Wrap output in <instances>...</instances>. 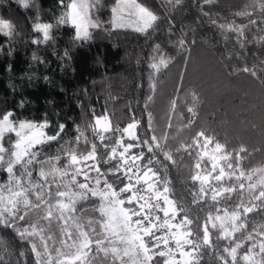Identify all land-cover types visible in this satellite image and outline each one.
Wrapping results in <instances>:
<instances>
[{
  "label": "snow or ice",
  "instance_id": "6c2138e0",
  "mask_svg": "<svg viewBox=\"0 0 264 264\" xmlns=\"http://www.w3.org/2000/svg\"><path fill=\"white\" fill-rule=\"evenodd\" d=\"M16 2L24 9L33 6V0ZM203 3L210 5L213 0ZM58 4L62 11L54 23L42 22L38 16L33 21L32 32L39 35L31 38L32 45L51 43L55 47L54 33L63 26L73 29V47L90 42L92 30L131 29L148 38L157 31L161 19H169V28L172 27L168 16L158 15L142 0H115L109 21H101L95 14L105 7L103 0H58ZM160 4L167 12L169 6L176 8L183 0H160ZM197 6L201 16L219 30L226 46L234 42L232 49L226 47L225 60L230 61L233 56L239 59L248 46L264 43V34L250 35L254 29H264V0H252L234 13L235 17L247 18V24H236L234 20L220 23L200 3ZM256 12L261 19L254 18ZM17 35L13 22L0 17V36L6 41L0 44V55H12V42ZM195 44L196 39H189L182 31L172 47L190 53ZM153 53L148 67L154 73L170 67L173 58L160 44L153 45ZM53 54L62 61L71 60L69 49H64L63 55L55 51ZM32 59L46 62L35 52ZM190 59L189 55L184 60L180 81L187 74ZM239 74L264 84V60L232 66L229 75ZM157 87V80L150 73L142 114L137 116L129 106L130 122L123 127H113L107 106L100 114L89 107L90 122L85 127L91 129L99 145L86 138L80 125L75 126L72 140H64L63 123L50 134L47 119L18 120L14 109L0 114V171L5 176L0 181V228L12 230L29 245L33 264H264V166L245 167L262 149L250 151L243 144L230 147L203 128L188 141L179 140L180 132L190 131L197 123L194 118L198 117L199 94L190 90L192 100L185 109L190 114L187 116L179 109L178 100L171 101L161 127L151 110ZM82 92L88 94L87 89ZM78 106L83 108V101ZM20 107L23 108V101ZM174 115L184 116L182 127L174 128ZM82 138L86 151L77 148ZM53 142L60 147L56 154H49L45 149ZM185 154L194 157L191 167L195 171L190 180L199 185L198 190L191 191V204L199 209L194 218L190 217L192 209L186 206L184 196L173 199L170 195L175 194L170 169L179 170ZM206 160L210 169L205 167ZM206 198H210V203L205 204L207 214L202 222L199 212L204 211L201 202ZM157 213H162L163 219ZM250 214L259 216L261 221L250 220ZM53 221L59 222V238ZM210 227L219 233L216 243ZM37 237L39 244L34 239ZM220 241L228 243L221 245ZM4 252L8 253L7 246ZM28 255L21 251L16 264H27ZM0 264L11 261L0 256Z\"/></svg>",
  "mask_w": 264,
  "mask_h": 264
},
{
  "label": "trees",
  "instance_id": "16d2710c",
  "mask_svg": "<svg viewBox=\"0 0 264 264\" xmlns=\"http://www.w3.org/2000/svg\"><path fill=\"white\" fill-rule=\"evenodd\" d=\"M114 2L115 0H103L105 7L95 13L101 21L110 20V8ZM142 2L158 15L168 16L172 27L169 28V19H161L158 21L157 31L148 38L131 29L92 30L93 39L90 42L73 47V29L63 26L54 33L57 39L53 47L51 43L32 45L30 40L34 35H39L32 32V23L37 16L42 22L54 23L55 18L61 15L62 9L58 0H33V6L28 9L22 8L16 0H0V17L12 21L18 31L16 39L12 42V55H0V114L14 109L18 119L34 121L47 119L51 125L47 130L50 134L57 130L56 125L63 123L66 125L64 140H72L76 135L75 126L80 125L85 130L86 138L99 145L91 129L85 127L90 122L88 108L94 107L97 114H100L107 106L113 127L117 124L121 127L125 126L130 122L129 106L137 116L142 114L144 98L149 94V74L152 73L158 87L151 110L161 127L165 123L164 118L169 113L173 100H178V107L185 116L190 115L185 109L191 104L190 90H195L200 97L198 117L194 118L197 123L190 131L180 132L178 139L188 141L197 130L203 128L209 133H215L230 147L243 144L250 151L262 149L255 152L250 163L246 162L245 167L262 165L264 163V84L247 74L233 77L229 73L232 66H243L245 61L251 65L253 62L259 63V60H264V43L248 46L246 54H241L239 59L233 56L232 60H225V49L226 47L232 49L234 42L226 46L219 30L212 26L207 18L201 16V8L197 6L200 3L204 10L209 11L220 23L234 20L236 24H247V18L235 17L234 13L241 10L245 4L252 3V0H213L210 5H205L203 0H183V4L176 8L169 6L167 12L162 10L160 0H142ZM254 18L261 19L259 12L254 14ZM189 29L192 31L190 32ZM182 31L189 39L193 37L196 39V44L190 53L177 51L172 47V42H175ZM261 34H264V29L260 31L254 29L250 32L251 36ZM227 35L232 36L231 33ZM4 43H6L5 39L0 36V44ZM157 43L173 58L170 67L162 69L159 74L148 67L149 58L154 55L153 45ZM64 49L71 51V60L62 61L58 55L53 54L55 51L63 55ZM236 51L241 50L236 48ZM34 52L46 62L33 61ZM189 55L191 59L187 65V74L180 81L184 60ZM83 89L88 90L87 95L82 92ZM110 97H115V101ZM21 101L23 108L20 107ZM81 101L84 104L83 108L78 106ZM144 115L146 116V113ZM181 118L183 126L186 121L184 116ZM71 146L73 145H65L66 148ZM59 147L57 142H53L45 151L56 154ZM211 147L210 145L209 149ZM77 148L78 151H86L87 145L83 138ZM98 150L103 151L102 148ZM64 162L62 158L60 163ZM193 163L194 157L185 154L180 169L173 167L169 172V179L172 180L175 191L174 195H170L173 199L178 195L185 197L186 206L192 209L191 218H194L199 211L197 205L191 204V191L198 190L199 187L198 182L193 184L190 180V175L195 171L191 167ZM205 167L209 169L211 167L207 160ZM78 179L82 180V177ZM227 183L231 184L234 181ZM54 199L53 196V201ZM206 203H210V198L201 202V207H204V211L199 212L202 222L207 214ZM179 219L180 217L174 223ZM249 219L261 221V218L255 214H250ZM58 223L53 221L56 233L59 231ZM210 232L213 242L216 243L218 231L210 227ZM240 235L237 233V236ZM0 238H2L0 256H4L6 260L10 259L11 264H16L19 253L24 251L29 254L27 264H33L29 245L21 242L12 230L0 228ZM34 239L39 244V238ZM227 243L228 241H220L221 245ZM5 246L8 248V253H11L10 256L4 252ZM240 251L243 252L244 249ZM201 264L207 262L202 261Z\"/></svg>",
  "mask_w": 264,
  "mask_h": 264
},
{
  "label": "rangeland",
  "instance_id": "374dc122",
  "mask_svg": "<svg viewBox=\"0 0 264 264\" xmlns=\"http://www.w3.org/2000/svg\"><path fill=\"white\" fill-rule=\"evenodd\" d=\"M18 120H24V119H18ZM173 125H174L175 128L182 127V118H181V115H174L173 116ZM9 135H12V134H9ZM7 139H8V137H6V140ZM12 139H15L14 135H12ZM260 166H264V163L262 165H260ZM34 177H35V172H34ZM4 179H5L4 173L2 171H0V181H3ZM157 214L159 215V213H157ZM160 216H161V219H163V214L162 213L160 214ZM60 235L61 234L58 231V233H56L57 238H59Z\"/></svg>",
  "mask_w": 264,
  "mask_h": 264
}]
</instances>
